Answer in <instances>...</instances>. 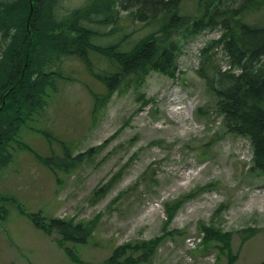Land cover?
I'll use <instances>...</instances> for the list:
<instances>
[{
	"label": "rangeland",
	"instance_id": "rangeland-1",
	"mask_svg": "<svg viewBox=\"0 0 264 264\" xmlns=\"http://www.w3.org/2000/svg\"><path fill=\"white\" fill-rule=\"evenodd\" d=\"M84 2L58 0L56 13L64 17ZM185 6L192 10L191 1ZM157 28L128 19L93 43L122 39L130 49ZM217 34L205 30L183 42L173 78L151 71L111 93L97 78L117 73L110 55L48 60L46 72L63 78L54 80L56 92L46 88L45 107L20 129L25 148L12 143L0 172V264H106L116 248L143 243L146 253L128 252L119 262L228 264L227 250L203 240L209 228L230 233V264H264V175L252 168L248 140L222 125L197 75L200 48ZM214 56L226 69L223 52ZM31 214L45 225L80 224L87 242L62 243L59 230L44 232Z\"/></svg>",
	"mask_w": 264,
	"mask_h": 264
},
{
	"label": "trees",
	"instance_id": "trees-1",
	"mask_svg": "<svg viewBox=\"0 0 264 264\" xmlns=\"http://www.w3.org/2000/svg\"><path fill=\"white\" fill-rule=\"evenodd\" d=\"M18 1H9L8 5H4L8 10L0 12V45L5 41V36L9 37L0 54V115L5 117L0 120V172L12 160L9 150L12 143L19 149L25 148L17 140L20 129L32 118L35 110L45 107L43 99L47 96L46 88L50 86L52 92H56L54 80L63 78L44 69L40 82L29 81L26 73L31 71L30 67L34 71L32 65L43 61L44 56H50V59L78 56L86 60L90 51L110 55L117 61V73L108 78L97 75V78L106 83L111 93L124 81L144 80L151 71L173 78L176 70L174 61L183 42L210 30L218 33L217 38L200 48L197 75L216 101L215 109L222 125L229 133L248 140L252 149V168L264 175V16L256 22L252 21L254 14L264 9V0H240L238 9L241 10L237 12L243 15L234 18V21L223 14L226 8L219 7L221 0H85L83 6L73 9L64 17H59L55 12L53 18L46 21L45 16L40 17L43 11L39 17L37 13L39 20L32 21L29 27L23 17V5L20 7ZM189 1L192 2V10L186 9L185 3ZM118 3L123 7H117L113 15L112 10ZM24 4L27 10L29 0H25ZM12 7L19 11L11 13ZM93 7L106 14L100 16ZM131 8L135 11L127 13ZM150 8L154 12L149 19L158 28L130 50L122 54L120 43L108 47L93 43L95 38L100 39L107 33L114 34L119 22L128 19L149 22L145 11ZM86 9L92 11L95 18L98 15L99 23L104 27V32L96 33L88 43L83 39V34L90 33L88 26L78 32L76 27L70 25L72 20H84L80 14ZM120 9L126 15H119ZM218 51L224 54L227 66L224 70L215 63L214 54ZM48 62L44 61L46 64ZM97 109L98 105L95 107ZM77 159L80 160V157ZM101 191L103 189L97 190L95 196H100ZM167 213L170 220L172 216L169 211ZM38 215L30 216L34 225L44 232H48V227L59 230L62 243L87 242L90 233L82 225L59 219H51L45 225ZM230 239V233L209 228L203 240L216 241L221 245L217 249L227 250L230 264L233 260ZM147 247L148 244L143 243L116 248L106 264H122L118 259L120 256L128 252L146 253ZM128 258L124 264L137 262Z\"/></svg>",
	"mask_w": 264,
	"mask_h": 264
},
{
	"label": "bare ground",
	"instance_id": "bare-ground-1",
	"mask_svg": "<svg viewBox=\"0 0 264 264\" xmlns=\"http://www.w3.org/2000/svg\"><path fill=\"white\" fill-rule=\"evenodd\" d=\"M1 1V0H0ZM11 0H2L0 2V12L3 10H8L6 7H4V5H8ZM25 0H19L18 4H20V7L23 5L22 8H24V20H26V26L29 27V24L32 21L35 20H39L37 18V13H38V17L40 16V13L43 11L42 16H45L46 21L49 19L51 20L53 18L52 14H54L57 11V2L58 0H29V6L27 8V10H25V4H24ZM219 7L221 8L222 6L226 8V10L223 12V14L225 16H227L230 20L234 21V18H239L240 16L243 15V13L241 12H237L241 9H238L241 4H240V0H221V2H219ZM117 7H123V4L118 3L114 9L112 10L113 15L116 14V8ZM94 9L98 10V14L100 16H104L106 13L103 10H100L99 8H95ZM123 9H120V12ZM19 11V9H16L14 7L11 8V13L17 12ZM125 12V11H124ZM133 12L131 10H128V13ZM252 14V13H251ZM251 14H249L248 16H250ZM80 18L84 19V20H80V19H75L72 20L70 25H72L73 27H76V29L78 30V32H82L84 29V27L89 28L90 33H85L83 34V39L85 40V43H88L91 38L98 32H104V27L103 25H101L99 22H101L100 19H98V15L95 18L93 16V12H89L88 9H86L83 13L80 14ZM148 19V17H147ZM72 36H74L75 34H71ZM107 36L109 37L110 35L107 33ZM66 41V40H65ZM117 41V39L115 40ZM9 42V37L5 36V41L0 45V54L1 52H3V46ZM116 43H120V47L122 50V54L125 53V50H130L129 47L130 46H126V44H122L120 41H117ZM2 48V49H1ZM133 48V47H132ZM119 51V50H118ZM50 59V56H44L43 57V61H41L40 63L42 65H40V63H37L35 65H32V67L35 69L34 71L32 70V68L30 67L31 71H28L26 73V77L29 78V81L31 82H40L39 78H41L42 73H44V69L46 72V63H44V61H47ZM29 69V68H27ZM5 117L0 115V120L4 119ZM152 131V130H150Z\"/></svg>",
	"mask_w": 264,
	"mask_h": 264
}]
</instances>
